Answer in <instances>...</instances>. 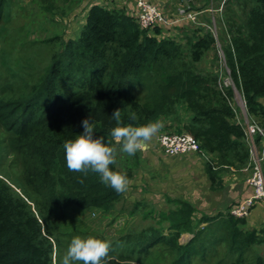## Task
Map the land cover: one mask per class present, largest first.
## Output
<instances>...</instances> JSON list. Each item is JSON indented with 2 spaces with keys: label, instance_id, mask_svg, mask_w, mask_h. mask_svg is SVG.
I'll use <instances>...</instances> for the list:
<instances>
[{
  "label": "trees",
  "instance_id": "1",
  "mask_svg": "<svg viewBox=\"0 0 264 264\" xmlns=\"http://www.w3.org/2000/svg\"><path fill=\"white\" fill-rule=\"evenodd\" d=\"M7 1L0 0V35ZM33 1L43 12L53 8L54 0ZM192 2L190 10H203ZM87 9L77 36L49 39L60 40L61 49L53 52L34 83L21 91L11 85L0 88V132L6 133L8 153L20 160L22 180L37 195L39 213L28 202L31 193L21 196L0 177V264H52L48 226L59 230L60 217L69 209L107 212L123 198L124 192L102 183L97 173L89 170L85 175L66 165L63 143L82 132L86 117L95 135L114 148L116 161L110 167L128 181L144 160L140 149L133 155L120 150L122 141L110 134L117 123L159 120V130L193 135L213 189L223 186L225 171H241L250 162L244 123L232 103L233 88L222 84L217 73L197 67L216 46L210 30H193L186 52L164 28L143 29L125 8L94 3ZM221 23L229 34L223 48L229 76L242 94L249 119L264 128V0H227ZM116 109L121 111L119 122L111 117ZM132 112L134 121L129 119ZM255 138L260 142V135ZM228 210L195 219V207L177 199L160 218L166 225L110 242L105 264H152L147 257L162 243L176 255L172 264L206 261L221 250L218 263L228 257L230 264H264L262 255L249 260L252 250L264 246V227L249 228L251 215L236 218ZM185 233L192 236L182 243Z\"/></svg>",
  "mask_w": 264,
  "mask_h": 264
},
{
  "label": "rangeland",
  "instance_id": "2",
  "mask_svg": "<svg viewBox=\"0 0 264 264\" xmlns=\"http://www.w3.org/2000/svg\"><path fill=\"white\" fill-rule=\"evenodd\" d=\"M97 1L101 0H54L52 10L46 13L41 11L39 4L33 0H8L1 23L0 88L11 85L14 90L21 91L34 83L50 62L53 52L61 49L60 40L49 39L56 36L66 39L77 36L85 21L88 5ZM189 1L159 0L158 3L165 13L173 14L175 15L173 17L177 18L178 9L186 8ZM201 1L203 0L192 2V5L203 9L199 15L200 23L185 21L173 26L172 30L163 29V32L179 41L186 52L187 39L197 27L204 26L214 34L217 41L214 50L207 53L197 67L203 72L217 73L222 84L233 88V107L237 112L238 120L243 124L247 113L245 101L229 76L230 71L223 52L224 45L229 40V34L225 31L226 25L221 23L227 0H211L208 3ZM223 1L225 3L221 9L219 5ZM163 132L166 131L159 130L153 135L154 138H151L153 145L150 139L151 141L140 148L143 165L136 177L128 182L123 198L112 209L105 212L97 209L72 208L67 210L63 218L60 217L59 222L62 223L59 230L54 229L52 225L48 226L52 232L54 245L52 264H61L71 239L76 235L81 237L98 235L113 242L130 232L166 225L167 221L159 222L160 218L168 212L177 199L188 201L195 207V219L203 214H216L229 209L236 194L242 189L247 173L232 169L225 171L223 186L213 189L204 170L205 158L198 153L177 157L167 156L155 144V137ZM21 168L19 158L15 154L8 153L6 133L2 130L0 177L21 196L26 197V192L33 195L28 202L32 211L38 216L37 195L33 194L22 180ZM250 217L247 219V227L258 229L264 227L263 218L251 220ZM43 227L47 228V225L43 223ZM191 236L189 233L182 234L180 241L184 243ZM153 250L151 256L147 257L152 260V264H172L176 257L175 253L168 250L163 243ZM223 255L224 250H221L214 258L208 257L206 261L194 259L191 264H230L228 257L224 258L223 263H218ZM256 255L264 257V246L252 250L249 260ZM137 257L142 258L141 255Z\"/></svg>",
  "mask_w": 264,
  "mask_h": 264
},
{
  "label": "clouds",
  "instance_id": "3",
  "mask_svg": "<svg viewBox=\"0 0 264 264\" xmlns=\"http://www.w3.org/2000/svg\"><path fill=\"white\" fill-rule=\"evenodd\" d=\"M111 117L116 121L121 119L120 109H116ZM132 112L129 119L136 120ZM82 132L75 138L63 143L66 165L71 170L87 174L90 170L98 174L99 180L116 192L122 193L128 185V177L114 170L110 165L116 161L114 148L106 144L101 137L95 135L94 125L89 117L82 120ZM163 126L159 120L149 121L142 125H121L117 123L111 128V136L116 141H122L120 150L129 155L136 153ZM110 251V242L95 236H74L61 259V264H105Z\"/></svg>",
  "mask_w": 264,
  "mask_h": 264
},
{
  "label": "built area",
  "instance_id": "4",
  "mask_svg": "<svg viewBox=\"0 0 264 264\" xmlns=\"http://www.w3.org/2000/svg\"><path fill=\"white\" fill-rule=\"evenodd\" d=\"M224 3L225 1L219 5L221 9ZM135 4L134 16L143 29L160 26L172 30L173 26L185 21L198 24L200 23L199 15L203 12L190 10L189 5H186V8L178 9L177 18H171L151 0H135ZM244 127L250 146V162L243 171L247 173L245 184L251 188V193L229 208V213L236 218L249 217L259 202L264 203V128L250 120L247 113L244 118ZM256 135L261 136L260 142L256 141ZM157 142L162 151L170 157L185 156L200 150L199 141L189 133L163 132L157 136Z\"/></svg>",
  "mask_w": 264,
  "mask_h": 264
},
{
  "label": "crops",
  "instance_id": "5",
  "mask_svg": "<svg viewBox=\"0 0 264 264\" xmlns=\"http://www.w3.org/2000/svg\"><path fill=\"white\" fill-rule=\"evenodd\" d=\"M151 1L154 2V3H156L160 7V4L158 3L159 0H151ZM95 3H99V4L106 5L108 8H113V7H116V6L119 7V8H125L126 9V12L128 14H130V15H133V16L136 13L135 0H101V1H97ZM86 10L88 12V9H86ZM87 12H86V15H87ZM86 15H85V18H86ZM169 16L171 18H174L173 16H175V15L172 14V15H169ZM85 18H84V20H85ZM157 136L155 137L156 138L155 139V144L158 145ZM152 143H153V140L151 141V145H153ZM151 145L149 144L148 147L150 148ZM250 193H251V188L248 187L245 184V181H244V184L242 186V189L236 194V197L234 198V202H232L231 204L233 205V204L237 203L238 201H240L242 198H244L245 196L249 195ZM230 194H233V193H230ZM231 204H230V207L232 206ZM263 216H264V203L263 202H261V203L259 202L256 205V207L253 209V211L251 213L250 219L251 220H258L259 218L260 219L263 218Z\"/></svg>",
  "mask_w": 264,
  "mask_h": 264
},
{
  "label": "bare ground",
  "instance_id": "6",
  "mask_svg": "<svg viewBox=\"0 0 264 264\" xmlns=\"http://www.w3.org/2000/svg\"><path fill=\"white\" fill-rule=\"evenodd\" d=\"M224 215V214H223Z\"/></svg>",
  "mask_w": 264,
  "mask_h": 264
}]
</instances>
